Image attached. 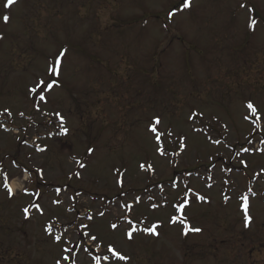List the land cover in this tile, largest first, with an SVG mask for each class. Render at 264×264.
I'll use <instances>...</instances> for the list:
<instances>
[{
  "label": "rangeland",
  "instance_id": "obj_1",
  "mask_svg": "<svg viewBox=\"0 0 264 264\" xmlns=\"http://www.w3.org/2000/svg\"><path fill=\"white\" fill-rule=\"evenodd\" d=\"M181 2L17 0L6 8V0H0V264H56L66 254L63 242L75 241L85 223L104 243L127 253L128 264L152 263V254L177 252L179 258L187 236L179 219L170 223L179 216L172 207L180 191L172 188L173 179L206 197L192 199L186 209L191 226L202 229L189 232L188 242L206 252L205 264H263L264 252L248 239L264 237V200H251L252 220L245 227L238 197L249 189L264 192V154L244 153L241 147H249L248 140L264 147L259 144L264 139V0H192L189 9L170 17ZM4 15L10 17L7 23ZM253 18L255 30L248 26ZM61 52L59 86L45 93L47 103L37 113L28 89L37 79H49L48 69ZM249 101L258 120L246 107ZM53 112L64 116L67 135L59 134ZM194 113L203 116L190 121ZM156 116L162 130L187 137L186 153L175 155V136L165 143L167 158L155 153L148 126ZM193 124L205 132H193ZM38 146L47 150L39 152ZM240 159L247 160V168ZM77 161L87 167L81 169ZM141 163L151 164L155 174L141 170ZM37 169L43 170L42 179ZM116 169L124 173L123 189ZM4 172L9 184L16 179L13 196L3 187ZM23 187L41 194L36 202L43 215L30 208L25 218L22 209L34 197L22 195ZM137 196L141 203L131 217L158 222L159 235L141 232L129 242L120 206ZM57 199L62 203L53 204ZM153 203L162 206L153 209ZM111 223L120 227L113 230ZM49 224L54 235H62L61 244L44 231ZM89 246L94 255L105 252ZM76 259L89 264L83 252Z\"/></svg>",
  "mask_w": 264,
  "mask_h": 264
},
{
  "label": "snow or ice",
  "instance_id": "obj_2",
  "mask_svg": "<svg viewBox=\"0 0 264 264\" xmlns=\"http://www.w3.org/2000/svg\"><path fill=\"white\" fill-rule=\"evenodd\" d=\"M16 2H17V0H6V3L4 6L6 8H10ZM191 3H192V0H182V7H178L177 9L171 11L169 13V16L171 17V16L176 15V13L178 11H183L185 9H189L191 7ZM241 7H244V5L242 4ZM2 19H3L4 23H7L9 21L10 17H9V15H4L2 17ZM257 23H258L257 19L253 18L250 20V23L248 26L250 29L255 30ZM0 39H3L2 35H0ZM63 55H64V52H61L55 58L54 63L49 67V69H48L49 79L48 80L37 79L34 82L33 86L28 89V95L34 97L33 107L37 113H39L41 111V104L47 103L48 97L46 96L45 93H51V91L53 90L54 87L59 86L58 77L61 75L60 65H61V58L63 57ZM246 107L251 110L252 117H255L258 120L259 119L258 110L253 105V103L251 101H249L247 103ZM4 111L8 115H11V112L9 109H5ZM19 115L24 116L25 113L20 112ZM44 115L47 116V115H49V113H44ZM51 115H53L57 118V125L56 126L59 129V134L67 135L69 132V129L66 127V121H65L64 116L59 112H53V113H51ZM197 116H203V113H194L193 115L189 116V120L194 121L197 118ZM245 119H249V117L246 116ZM225 128H227V125H225ZM257 128H259V125H257ZM162 129H163V125H162L161 117H159V116L153 117L152 121L149 123L148 131L153 134V139H154V143H155V149H154L155 153L158 154V156L161 158H167L170 153H169L168 149L165 147V143L168 141V139L170 137H174V136L179 141V145H178L179 150L175 153V155L179 156L181 153H186V149L188 148V144L186 143L187 137L184 135L176 136V134L171 129H167V130H162ZM192 131L196 132V133H203V132H205V129L204 128H198L195 126V124H193ZM49 134L51 135V133H49ZM208 139L211 141V143H213L215 145L221 144V140H219V139L213 140L211 138V136H209ZM24 143H27V141H24ZM248 144H249V147L241 146L242 151L244 153L259 152L261 154H264V147L254 146L252 140H248ZM259 144L264 145V139H259ZM46 150H47L46 147H39V146L37 147V151H39V152H45ZM93 151H94L93 148H91V147L88 148V154L89 155H91ZM239 154H240L239 152L236 153L237 156H239ZM209 159L211 160L212 158L209 157ZM77 163L79 164V167L81 169H84L87 167V165L83 162L77 161ZM239 163L244 168H247V166H248V162L245 159H240ZM212 167L215 168L216 165L213 164ZM139 168L143 171H147V172H151V173L155 174V169L153 168V166L151 164H148L147 166H145V164L141 163L139 165ZM231 170H232L231 168H228L226 170L222 169V171H228V172H230ZM27 171L28 170L25 168L24 172L27 173ZM36 171L40 174V177L42 179L43 178V170L37 169ZM115 171H117L119 173V175L117 176L116 182H117L118 186L121 189H123L124 188V179H123L124 173L120 172L119 169H116ZM261 171H264V169H262ZM74 175L77 178H80L81 174H80V172H76ZM189 175H192V174L189 173ZM257 175H260V173H257ZM69 178H71V177H69ZM20 179L23 180V176H21ZM208 179L211 180L212 177L209 176ZM227 182L228 181L226 180L225 183H227ZM171 186L173 189H179L180 191H179L178 199L172 204L173 209L175 210L176 213L179 214V216H176V215L172 216L170 218V223L175 224L177 222V220L179 219V222L184 225L183 234L185 236H187L189 234V232H192V233L201 232L202 231L201 228L193 227L188 222L187 216H186V209L188 207H190L193 197L195 198V200H198V201H205L206 197L204 195H201L200 193L196 192L193 188L189 187L188 184H184L182 182H177L176 179L172 180ZM207 186L209 188L212 187L211 184H208ZM3 187L7 190L9 196L15 195L13 188L8 183V175L6 172H4V174H3ZM60 191H61L60 188L56 189L57 194H59ZM248 191L251 194V196L256 195V193L254 191H252L251 189H249ZM20 192L22 195L34 197L33 201H31L28 206H25L22 209L23 213L25 214L26 219L29 218L30 208L35 209L36 212L40 215L44 214V209L41 207V203L36 202L37 200L41 199V194L39 192H34V193L30 192L27 187L21 188ZM148 199L151 201V200H153V197L149 196ZM226 199H227V197H226ZM242 200H243L244 223H245V227H248V226H250L251 220H252V217L249 215V203H248L249 196H248V194L243 195ZM133 201H134V203H132V204L125 202L124 204H122L120 206L124 210L122 219L124 220V222L128 226L125 230V233H124L125 238L129 242H133L135 239V235L137 233H141V232H143L144 234H147V235L158 236L159 232L157 231V229L160 227V224L158 222H150L144 218H140L139 222H137L136 219H133L131 217L130 214L134 211L135 206L141 203V198L139 196L133 197ZM52 203L53 204H60V203H62V201L57 199V200H53ZM167 203H168L167 197H164V205L163 206H166ZM150 206L153 209H155V208L161 207L162 205L153 203ZM98 215L100 217H103L105 215V213L103 211H100L98 213ZM86 219L88 221H92L93 216L91 214H88V215H86ZM142 225H146V226H142ZM81 227L83 229H86V230L81 232L77 236L75 241L67 240V241L63 242L62 252L66 253V254L62 255L60 259L56 260V264H68V261H70V260H71V264H77L76 257H77V254L80 252H83V253L89 255V264H102V261L108 262V264H128L131 257L127 253H125L123 250H121L114 243H111V242L104 243L102 238H99L97 236V234L91 233V229H89V225L87 223L81 225ZM119 227H120V225L118 223H111L110 224V228L113 230H117ZM44 231L46 232L47 235L52 236L53 240L56 243L61 244L62 235H54L53 231H52V226L50 224L45 226ZM65 231H67V228H65ZM84 238H87V239L85 240ZM89 242L95 246L94 250L97 253H99L101 247H103L105 249V252L103 253V255L92 254L93 249L89 246Z\"/></svg>",
  "mask_w": 264,
  "mask_h": 264
},
{
  "label": "flooded vegetation",
  "instance_id": "obj_3",
  "mask_svg": "<svg viewBox=\"0 0 264 264\" xmlns=\"http://www.w3.org/2000/svg\"><path fill=\"white\" fill-rule=\"evenodd\" d=\"M179 250L183 254L179 258L175 256L177 252L166 253V255L162 257L160 254L157 255L152 254L151 255V257H153L152 263L149 264H205V262H208L207 256L204 254L202 255L201 253L192 250L186 251V249H179Z\"/></svg>",
  "mask_w": 264,
  "mask_h": 264
}]
</instances>
